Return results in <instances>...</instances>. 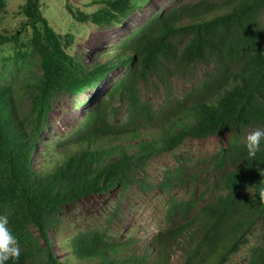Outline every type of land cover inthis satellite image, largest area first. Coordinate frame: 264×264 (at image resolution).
<instances>
[{"label": "trees", "instance_id": "1", "mask_svg": "<svg viewBox=\"0 0 264 264\" xmlns=\"http://www.w3.org/2000/svg\"><path fill=\"white\" fill-rule=\"evenodd\" d=\"M42 0L21 5L25 19L11 32L0 25L2 47L15 56L38 57L42 69L31 85V105L21 110L10 84H0V216L17 238L18 259L5 264H169L181 251L180 264H227L250 241L260 224L261 241L250 248L246 264H264V139L256 156L245 146L248 128L264 129V0H197L158 13L135 29L106 58L87 63L71 51L73 35L57 31L43 14ZM93 12L67 4L72 17L95 25L122 22L137 9L135 0H94ZM7 6L0 0V22ZM31 28L27 41L22 31ZM201 63L214 67L183 97L156 109L142 98L140 84L153 77L171 89L172 76L193 73ZM121 67L111 94L125 103L102 102L90 109L54 152L55 163L37 161L51 101L61 91L77 93L96 86ZM162 122L165 128L157 129ZM229 133L228 143L198 160L189 173V156H180L159 184H203L199 194L172 196L169 224L142 246L111 241L105 231L80 230L66 258L55 250L51 232L63 222L65 207L96 193L132 185L145 190L148 161L174 151L186 138ZM54 164V165H53ZM188 165V166H187ZM187 166V168H186ZM129 253L125 252L128 251Z\"/></svg>", "mask_w": 264, "mask_h": 264}, {"label": "rangeland", "instance_id": "2", "mask_svg": "<svg viewBox=\"0 0 264 264\" xmlns=\"http://www.w3.org/2000/svg\"><path fill=\"white\" fill-rule=\"evenodd\" d=\"M7 6L2 14L1 27L14 32L25 19L21 13V5L26 0H6ZM94 0H42L43 14L50 24L61 33L73 35L74 42L71 51L79 54L83 61L90 63L106 58L118 50L119 45L135 29L158 13H164L181 4L197 0H135L137 9L122 22L95 25L91 22L76 21L67 9L70 4L74 9L93 12L101 7L92 4ZM222 1V0H209ZM264 21V10L262 12ZM31 28L22 31L21 38L25 42L30 38ZM15 47L7 43L2 47L0 58V84H10L15 92L22 111L27 112L31 105L32 83L41 76L42 69L38 65V57L30 55L26 58L15 56ZM212 65L201 63L193 73L172 76L171 89L158 78L153 77L149 85L140 84V93L144 100L152 102L156 109L166 104L173 97L181 98L188 91H193L202 80L213 71ZM125 69L118 67L101 80L96 86L87 87L77 93L61 91L51 101L46 127L42 133L37 161L55 163L54 152L65 137L83 120L90 109L100 103L110 101L120 107L118 120L125 119L127 107L117 94L112 95L114 83L121 77ZM54 109H57L54 111ZM157 129H164L162 122L155 124ZM263 129V128H255ZM248 128L246 133L255 130ZM229 133L222 136L206 138H186L174 151L162 152L153 156L147 163L146 170L141 175L146 176L148 189H141L137 184L124 193L110 190L85 196L76 202L69 203L62 213L63 222L59 228L51 232L55 250L61 257H67L72 252L71 238L80 230L98 229L105 231L110 240L132 247L142 246L143 241L149 242L155 234L166 227L169 222L166 212L172 196L188 198L199 194L204 186L199 181L186 185H175L169 190L159 186L165 173L178 165L180 156H190L187 159L189 173L200 169L198 160L212 154L228 143ZM54 165V164H53ZM187 165V166H188ZM186 166V168H187ZM261 226L258 224L250 235V241L240 251L233 255L227 264H246L253 244L261 241ZM129 253L128 251H125ZM183 260L181 251L172 254L169 264H180Z\"/></svg>", "mask_w": 264, "mask_h": 264}, {"label": "clouds", "instance_id": "3", "mask_svg": "<svg viewBox=\"0 0 264 264\" xmlns=\"http://www.w3.org/2000/svg\"><path fill=\"white\" fill-rule=\"evenodd\" d=\"M264 139V129H255L245 138V146L249 157H255L260 150L261 140ZM259 199L264 202V188L259 190ZM8 217L0 216V264L10 259H18L20 247L17 238L9 231Z\"/></svg>", "mask_w": 264, "mask_h": 264}, {"label": "bare ground", "instance_id": "4", "mask_svg": "<svg viewBox=\"0 0 264 264\" xmlns=\"http://www.w3.org/2000/svg\"><path fill=\"white\" fill-rule=\"evenodd\" d=\"M57 110V109H54V111Z\"/></svg>", "mask_w": 264, "mask_h": 264}]
</instances>
